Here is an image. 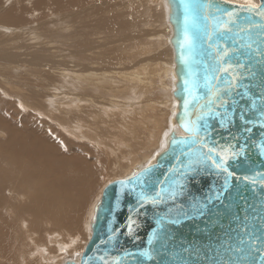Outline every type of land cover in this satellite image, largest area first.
Here are the masks:
<instances>
[{"label": "water", "instance_id": "95a60500", "mask_svg": "<svg viewBox=\"0 0 264 264\" xmlns=\"http://www.w3.org/2000/svg\"><path fill=\"white\" fill-rule=\"evenodd\" d=\"M165 1L180 133L103 189L78 264H264V121L252 107L264 103V17L223 0ZM201 142L237 154L227 172Z\"/></svg>", "mask_w": 264, "mask_h": 264}, {"label": "bare ground", "instance_id": "6f19581e", "mask_svg": "<svg viewBox=\"0 0 264 264\" xmlns=\"http://www.w3.org/2000/svg\"><path fill=\"white\" fill-rule=\"evenodd\" d=\"M223 1L238 5H247L246 0H223ZM257 4H259V0H257ZM147 6H148V8L146 9L147 16L153 17V20L150 22V24L154 23V21L155 23H157V26L154 23L155 26L153 30L151 29V31L153 32L155 30H158L160 32V35L163 37V40H161L159 39L160 36L158 35L159 37H157L156 35L158 40L157 41L152 40L153 43L151 42V45L156 50V53L153 54V52H149L150 47H149V51H147L148 48L144 49L143 47L138 45V47L132 49L133 50L141 49V51H143L144 49V53L141 54L142 52L140 53L138 52L139 54L138 53L134 54L133 52L134 55L132 54L133 56H130L129 58L132 60V62L130 64L128 62L127 65L125 64L127 62H124V65H126L124 68L126 69V72L124 71V69L121 71L119 70L120 66H122L121 65L122 61L120 59L121 63L119 62L120 63L119 66L114 67L111 65L112 72L105 67L106 71H108L109 74L108 72L106 74H103V72L105 71L102 70L98 74L95 73L89 74V70L91 71V69L89 70L86 69L84 72H81V69H79L80 71L75 70V67L73 66L74 67L73 68L71 66L76 64L75 61L79 60L78 59L79 54L77 57L76 56L71 57L72 55L71 54L70 55L71 61L69 62L71 69L67 71L64 70L66 71V74L64 75L66 77H68L69 75L68 78L70 80H68L64 75L63 76L66 79H61L63 81L65 80L64 82L62 81L63 82L62 86L66 85L69 89H72V91L84 90V88L82 87H77L76 89H73L75 87V86L73 87L74 84L75 85L77 84L79 86L87 85L86 86L87 88L89 87V89H93V92L91 93L94 94V96L91 94L90 95L91 98H88L89 95L86 94L84 95L82 94L83 96H81V94L79 96L75 95V93L74 95L71 94L70 97L71 100L67 98V101L70 100L68 101V105L72 104V108L75 107L76 109L77 105L80 104L81 105L87 104L89 106H93L92 111H90L91 121L88 122L83 121L85 120L83 117L77 118V120L76 119L72 120V122L65 121L66 124L64 125H67L68 126L67 128L66 127L64 128L63 125H60L61 123H63L61 122L60 124H58L60 126L58 127L59 130L61 128L62 129L61 132L65 131V133L69 137L82 139L86 142L87 133L85 131L87 130L92 131L95 129L97 130L100 127L112 128L111 132L116 131L112 135L111 140H109L110 143H112L113 145L111 146L105 145V143L108 144L109 142L106 139L101 140L98 134L95 135V138L97 139V141L100 142V144L95 142V140H94V144L98 147L103 148L109 154L107 155L108 159L110 158V156H113L115 153H113L110 149L106 148L107 146L113 148L114 152L115 151L120 152L121 150H123L124 152L125 150V155H121V159L119 162L116 161L118 166H123L125 173L124 177L129 176L130 173L134 171L137 172L146 166L152 165L155 162V157L158 155V153L163 151L167 147L170 133H173L174 131L176 133H180L179 129L173 122L174 115L176 113V102L173 97L176 78L174 75V54H173V49L170 46L171 29L168 23L169 9L167 7L165 0H149ZM144 7L145 6H143V8ZM28 14H29L28 12H25V15H22L18 20V18H16L15 13L13 11H9V12L7 11V13L4 16H2V22H4L3 24L8 23V28L9 27L12 28L15 27V25L17 24L20 25L26 22V15ZM108 14H110V12ZM136 14H138V19H139V11L133 12V14H131V18L135 17L134 15ZM99 16L102 17L101 14ZM30 21L32 20L29 19L28 25L30 24ZM161 21H165V23L169 27L167 26L166 29L161 30L160 28L162 27V25L158 26V24L160 25ZM101 29L102 28H100L99 30ZM143 29L145 30V32L148 31V29L150 30V25L145 26ZM107 30H109V28H107ZM15 31H19V30H15ZM28 31L29 32L26 34L28 35V37H32L31 41H35L36 43H39L38 42L39 40H36V39H40L38 37L39 33H36L37 29L30 28L28 29ZM101 31H103V29ZM134 31L136 32V30ZM61 33L63 34V32ZM100 33H104V31ZM152 35L153 34L151 33L150 37L154 36ZM114 36L116 37L115 34ZM130 36H127V38L132 39L134 35L132 37ZM15 37L17 39V36ZM51 38H54V36ZM8 39L9 40L4 39L5 43L3 42L1 45L8 46L10 38ZM149 39L150 38H148V40ZM101 41L103 42V40ZM146 42L148 46H151L150 40ZM54 43H56V41ZM167 43L169 45H167ZM47 44L50 45L49 43ZM100 45H103V43H101ZM42 46L45 47L44 43ZM144 47L147 46L145 45ZM42 49L44 50V48ZM118 49L120 50V46ZM100 50H102V48ZM119 50H117V52ZM75 52H76L75 55H77L78 50ZM119 53L121 54L120 51L116 54ZM45 54L46 53H44V55ZM129 54L131 55V53ZM150 54H153L151 58H147L150 57ZM75 57L77 58V60L75 59ZM48 58L50 57L47 56L45 60L44 57V59L42 58L43 63L42 64L38 63L40 69L41 67L43 68V67H47L48 65L50 66L55 62L53 59H52L53 61H48L47 60ZM113 58L115 57H112V60L111 59L110 60L113 61L114 60ZM127 58L128 56L125 57L122 56L123 61ZM35 59L41 60V58H35ZM68 59L70 60V58ZM92 60L91 63L93 62ZM35 61L33 58V62ZM87 61H84L85 64L89 63V61L88 62ZM102 61L105 62L104 60ZM26 62L29 61L27 60ZM99 63L100 62H98V64ZM6 64H2V65L6 66ZM79 64L80 62L77 64V67ZM6 67L8 68V66ZM63 68L60 69L63 70ZM16 69L18 70V68ZM84 69H82V71ZM17 70H15V72ZM61 70H58L57 68V72H60ZM117 70L120 71L121 73L117 72ZM113 72H117L120 74L117 75V77L111 76ZM59 87L57 89L61 88ZM69 93L70 92H68V94ZM62 96H68V95L66 93H63ZM86 98L88 100H86ZM104 101H105V105H103ZM68 105L67 107H69ZM90 108L91 107H89V109ZM166 111H169V115H170L168 125H166L165 122L163 121L164 117L162 116L163 119L161 118V115H165ZM60 112L63 111L62 110L58 111V113ZM65 116L66 115H64V117ZM118 117L119 119L117 120ZM125 120L128 121L126 122ZM49 128L51 129V127ZM1 129H3L5 132L3 131L1 132ZM107 132L109 133V129H107ZM0 133L1 134L3 133V135H5L4 139H0V161L1 159H3L5 155V159L3 161L4 163L3 165H0V264H57L60 262L63 263L67 260H72L78 264L82 251L85 249L84 246H86L85 244H87L88 241L85 243V241H82V239L79 237L80 235H78V233L70 229L76 227L73 230H78L79 225H81L82 230L83 231L85 230L88 234L87 239L88 240L90 239L91 237L90 227L94 215V210L101 198L102 190L108 185V183L102 184L94 199L91 200V203L89 205H87L88 206L86 208L87 212L85 213L84 219L82 217L84 215V212H81L82 209L80 210V212L77 213L78 215L76 214V217L78 216V218H76L74 217L75 214L73 215V213L76 210L79 211L80 209L79 206L84 205L87 202V200L84 201V199L86 194L88 193L87 191L90 185H89V181L85 179L86 178L85 174L89 170H91L92 173L93 169H91L90 167H88V170L85 169L82 163L75 165L74 169L81 173L82 182L79 186H73L72 188L69 189V192L71 193L69 198L70 202L68 204V207H66L64 204L67 199L65 197H60L59 195L61 194L62 189H66L68 185H71L76 180H78L80 174L75 173L73 171L61 172L57 176H54L48 180V177L43 175V171L56 169L60 164L61 160L59 162H54L56 161L54 153L51 154L49 150L45 151L44 149H42V147L46 145V142L48 141L47 139L38 137L39 133H37L36 136L16 133L12 131L5 123L1 124ZM33 133L35 134V132ZM60 133H58L59 136ZM157 134H159L158 139H157ZM39 142L41 143L43 142L41 148H39L40 146H38ZM1 147L6 148L7 151ZM137 157L139 158L137 159ZM110 161H111L110 164H112L113 160ZM98 165L100 166V164ZM117 165L112 164L109 167V171L113 172L115 170H118L120 167H118ZM28 169L30 170L25 174L26 177L21 176V174L24 171H27ZM66 169L72 170L73 165L71 164L67 166ZM94 170H96V168ZM92 179L93 178H89V180ZM62 184H65V186H62ZM73 210L74 212H72Z\"/></svg>", "mask_w": 264, "mask_h": 264}, {"label": "rangeland", "instance_id": "374dc122", "mask_svg": "<svg viewBox=\"0 0 264 264\" xmlns=\"http://www.w3.org/2000/svg\"><path fill=\"white\" fill-rule=\"evenodd\" d=\"M139 1L140 2L142 1L141 4H144V5H141ZM148 1L149 0H0V13H1L0 14V60H1L0 61V126L1 124L5 123L12 131L16 133L35 135V136L37 135V133H39L38 137H42L48 140L46 142V145L43 146L42 149H44L45 151L49 150L51 154L54 153V156L56 158V161L54 162H59L61 160L60 164L58 165L56 169L43 171V175L47 176L48 180L54 176H57L61 172L73 171L75 173L80 174L79 179L76 180L73 184L68 185L66 189H62V192L59 195L60 197H65L67 199L64 204L66 207H68V204L70 202L69 198H70L71 193L69 192V189L72 188L73 186H79L82 182L81 173L74 169L75 165L82 163L85 169L88 170V167L93 169L92 173H91V170H89L85 174V177H86L85 179L89 181V185H90L87 191L88 193L86 194L85 199H84V201L87 200L86 202L87 204L86 203L84 204V201H83L84 205L79 206L80 208L79 211L76 210L74 212L73 210L72 211L74 212L73 215L75 214L74 217H76V214L80 212V210L82 209L81 212H84V215L82 216L84 219L85 213L87 212V209H86L88 207L87 205H89L91 203V200L94 199V197L99 191V188L102 186L103 183L109 184L110 181L114 182V181L123 179V177L125 176L123 166H118L117 162L120 161L121 155H125V150L124 152L123 150H121L122 151V154H121V151L114 152V149L110 147L113 144L110 143L109 140H111L112 135L116 132V131L111 132L112 128L100 127L97 130L95 129L92 131H88V130L85 131L87 133L86 142L82 139L69 137L65 133V131L61 132L62 130L61 128L59 130L58 127L60 126L58 124H60L61 122L63 123H61L60 125H63L64 128L65 127L67 128L68 126L64 125L66 124L65 121L72 122V120H75V119L77 120V118H80V117H83L85 119L83 121H86V122L91 121L90 111H92V107H93L87 104H83V105L80 104L81 106L77 105V108L75 109V107L72 108V104L68 105V101L71 100L70 98L71 94L74 95L75 93V95L77 96H79L80 94L81 96L86 94V95H89L88 98H91L90 95L92 94L91 92H93V89H89V87L87 88L86 87L87 85L79 86L77 84L76 85L74 84L73 87L74 86L75 87L73 89H76L77 87H82L84 88V90L83 91H72V89H69L66 85L62 86L65 80L63 81L61 79L67 78L68 80H70L68 78L69 75L68 77H66L64 74H66L67 70L71 69L70 63H69L71 61V57L72 56L77 57L78 54H79L78 56L79 60H77V58L75 57V59L78 62L75 61L76 64L71 66V67L74 66L75 70L80 71L79 69H81V72H84L86 69L88 70L91 69V71L89 70V74H94V73L98 74L102 70V71H105L103 72V74H106L108 72L106 71V68L112 72V68H111L112 66L115 67V66L120 65L121 63L120 59L122 61L121 63L122 66H120L119 70L120 71L123 70L125 66L128 64V62L129 64L132 62V60L129 59L130 56H133L134 54H137L138 52L139 53L142 52L141 54H143L144 49L146 48H148L147 51H149V47H150L149 52H153V54L156 53V50L151 45V42L152 40L157 41L158 40L157 37L159 36H160L159 39L163 40V37L160 35V32L158 30L154 29L155 31L153 32L151 31V29L153 30L155 24L157 26V23H155L154 21L155 24L154 23H151L152 25L150 24V22L153 20V17L147 16L146 9L148 8L147 6ZM252 2L257 4V0H253ZM143 6L145 7L143 8ZM68 8L70 11L68 10ZM7 11L8 12L13 11L15 13L16 18H18V20L22 15H25V12H28L29 14L26 15V22L20 25L17 24L15 25V27H12V28L9 27L10 28L9 29L8 23L3 24L4 22H2V16H4L7 13ZM108 11L110 12L111 15L108 14L109 13ZM136 11H139V19H138V14L134 15L135 17L131 18V14H133V12H136ZM98 12L101 14L102 17L99 16L100 14ZM29 19H31L32 21H30V24L28 25ZM148 25H150V30L148 29V31L145 32L143 28ZM161 25H162V27L160 28L161 30L166 29L168 26L165 23V21H161L160 25L158 24V26H161ZM30 28L37 29L36 33H39L38 37L40 39H36V40H39L38 41L39 43H36L35 41H31L32 37H28V35L26 34L29 32L28 29ZM100 28L103 29L104 33L106 32L105 35L104 33H100V32H103L101 31L102 29L99 30ZM107 28H109V30H107ZM15 30H19V31H15ZM134 30H136V32ZM61 32H63V34ZM129 33L131 36L129 35ZM151 33L154 35V36L152 35L153 37H150ZM114 34L116 35L117 38L114 36ZM15 36H17V39ZM53 36L54 38H51ZM127 36H130V37L133 36V37L132 39H128ZM141 36L142 37L144 36V37L142 38ZM8 38H10L8 46L1 45L3 42L5 43V40H9ZM148 38H150L149 40H150L151 46H148V44H146L147 43L146 41H149ZM65 39L68 41H66ZM101 40H103V42ZM55 41L57 44L54 43ZM43 43L45 47L42 46ZM47 43H49L52 46L48 45ZM101 43H103V45H100ZM138 45L144 48L143 51H141V49L139 50L132 49V48L138 47ZM145 45L147 47H144ZM167 45L169 44L167 43ZM119 46H120V50L118 49ZM42 48H44V50ZM101 48L102 50H100ZM116 49L119 50L121 54L120 53L116 54L119 52V51L117 52ZM77 50H78L77 55H75L76 53L75 51ZM44 53L46 54L44 55ZM129 53H131V55ZM38 54L41 56H39ZM102 54H104L105 56ZM153 54H150V57H147V56L145 57L151 58ZM120 55H122L123 57L128 56V58L123 61L122 56ZM47 56L50 57L47 59L48 61L54 60L56 62V63L54 62L55 65L53 63L52 64L53 66L48 65L49 67L48 66L43 67V68L41 67L40 69L38 65L42 64L43 63L42 60L44 59V57L46 60ZM21 57L23 58V60ZM112 57H115L113 58L114 59L113 61H111ZM116 57L119 59H117ZM33 58H34V61L36 60L35 62H33ZM35 58H41V60L35 59ZM68 58H70V60ZM83 59L84 61H87L88 59L89 63L85 64ZM27 60L29 62H26ZM91 60L93 61L92 63H91ZM102 60H104L105 62H103ZM79 62L80 64L77 67V64ZM98 62L100 63L98 64ZM117 62L118 63L120 62V63L118 64ZM124 62H127L125 63L126 65H124ZM94 63H95V66H94ZM2 64H6L8 68ZM56 66L58 70H61L63 67L66 69L63 68V70H61L60 72H57ZM16 68H18V70ZM14 69L17 71L15 72ZM82 69L84 70L82 71ZM120 71L117 70V72H120ZM124 71L126 72V69H124ZM117 72H113L115 75L112 73L111 76L117 77V75L121 73V72L120 73H117ZM58 87L60 89H57ZM62 92L66 93L68 96H62L63 95ZM68 92L70 93L68 94ZM92 95L94 96V94ZM67 98L70 100L67 101ZM86 100L88 99L86 98ZM67 105L69 107H67ZM103 105H105V101ZM89 107L91 108L89 109ZM61 110L63 112L58 113V111H61ZM62 113L63 114L65 113L64 115L66 116L64 117ZM162 116L164 117V119L162 118ZM169 116H170L169 111H166L165 115H161V118L163 119L166 125H168ZM118 119L119 117L117 118V120ZM125 121L127 122L128 120H125ZM49 127H51V129ZM107 129H109V133L107 132ZM2 131L5 132L3 129H1V132ZM33 132H35V134ZM58 133H60V136ZM96 134L99 135V138L101 140L106 139L109 143L108 144L105 143V145H110V146H107L106 148L110 149L113 153H115L113 156H110L109 159L107 157V155L109 154L103 148L98 147L94 144V140L95 142L100 144V142L97 141V139L95 138ZM158 135L159 134H157V139H158ZM4 136L5 135H3L2 133L0 136V139H4ZM42 144L43 142L38 143V146H40L39 148H41ZM1 148L7 151L6 148L4 147H1ZM138 158L139 157H137V159ZM4 159H5V155L3 159H1L0 165H3ZM110 160H113L112 164H115L120 168L118 170L110 172L109 167L112 165L110 164L111 162ZM71 164L73 165V169L72 170L66 169V167ZM98 164H100V166ZM95 168L96 170H94ZM29 170L30 169H28L27 171H24L21 174V176L26 177L25 174ZM89 178H93V179L89 180ZM62 186H65V184H62ZM76 218H78V216ZM75 228H72L70 230L78 233L82 241H85L86 243L88 241L87 232L85 230L84 231L82 230L81 225H79L78 230H73ZM11 232H12V229H11ZM57 264H62V263L60 262Z\"/></svg>", "mask_w": 264, "mask_h": 264}, {"label": "snow or ice", "instance_id": "6c2138e0", "mask_svg": "<svg viewBox=\"0 0 264 264\" xmlns=\"http://www.w3.org/2000/svg\"><path fill=\"white\" fill-rule=\"evenodd\" d=\"M246 3H247V10L248 11L254 12V14L258 13L259 15L264 17V10H261L262 9V5L261 4L253 3L252 0H246ZM225 55H227V53H225ZM223 71H228V69L224 68ZM187 103L188 102L185 101V106H187ZM252 107H253V109L255 111H257L259 113V116L255 117V118L264 121V103H262L261 105H259L257 107L255 102H253ZM209 111H211V107H209ZM223 115L226 116L227 114L225 113ZM251 122H252L251 119H248L247 123H251ZM260 126H261V128H264V123H261ZM185 127H187V125H185ZM188 130L192 131L194 134H196L197 131H198V129L195 126H193L192 128H190ZM244 131L245 132L251 131V129L249 127H247V124L244 127ZM194 138H195V140H199L200 139L199 136H195V135H194ZM200 146H202V147H204L206 149V154L208 155L209 159L211 158L212 154H215V155L219 156V163L213 162V166L217 170H219L221 172H227V169L224 167V165H226L228 160L232 158V155H237L236 153H233L232 155H229L227 149H225L223 153L215 152L214 149L207 147V145L203 144L202 142H201ZM258 147L260 148V151L262 153H264V144H261ZM204 155L205 154H201L200 157H198V159H203ZM145 171H147V170H145ZM228 175L231 176L232 174L228 173ZM245 180L247 181V177H245ZM247 182L251 183V182H254V181H247ZM226 185H227V179L225 180V186ZM159 195H160V193L157 192V196H159ZM129 221H130L129 230L131 231V225H132V223H134V221L131 220V217L129 218ZM142 255H147V253H142ZM117 264H119V262H117Z\"/></svg>", "mask_w": 264, "mask_h": 264}]
</instances>
